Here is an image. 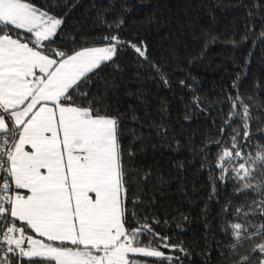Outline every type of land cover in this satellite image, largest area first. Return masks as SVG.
<instances>
[{
  "label": "snow or ice",
  "instance_id": "snow-or-ice-1",
  "mask_svg": "<svg viewBox=\"0 0 264 264\" xmlns=\"http://www.w3.org/2000/svg\"><path fill=\"white\" fill-rule=\"evenodd\" d=\"M59 7L0 0V264H184L190 251L140 211L138 174L128 168L134 153L123 145L122 121L103 107L105 69H118L127 48L147 61V45L125 41L124 21L103 16L110 35L65 38L68 5ZM228 101L219 138L207 146L217 151L209 179L213 195L231 184L240 202L222 205L229 244L217 251L221 264H264V100L237 89Z\"/></svg>",
  "mask_w": 264,
  "mask_h": 264
},
{
  "label": "trees",
  "instance_id": "trees-1",
  "mask_svg": "<svg viewBox=\"0 0 264 264\" xmlns=\"http://www.w3.org/2000/svg\"><path fill=\"white\" fill-rule=\"evenodd\" d=\"M58 2L59 12L68 5L65 38L79 34L89 42L110 35L101 30L103 16L107 24L124 21L125 41L147 45V61L127 48L119 54L118 69H105L111 90H105L103 107L122 121L123 145L134 153L128 168L138 174L133 195L142 201L140 211L160 220L157 230L190 251L184 264H221L217 245L229 244L220 231L227 219L221 208L240 201L231 184H217L213 195L209 177L217 151L207 146L219 138L230 111L228 94L235 97L238 89L264 100V8H253V0ZM261 136L257 140L264 143ZM145 175L147 182L141 179Z\"/></svg>",
  "mask_w": 264,
  "mask_h": 264
}]
</instances>
